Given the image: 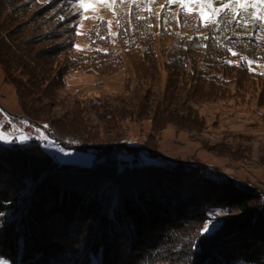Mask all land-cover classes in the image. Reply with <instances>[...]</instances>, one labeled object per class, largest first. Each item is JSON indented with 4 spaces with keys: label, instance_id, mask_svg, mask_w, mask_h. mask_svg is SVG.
Masks as SVG:
<instances>
[{
    "label": "trees",
    "instance_id": "1",
    "mask_svg": "<svg viewBox=\"0 0 264 264\" xmlns=\"http://www.w3.org/2000/svg\"><path fill=\"white\" fill-rule=\"evenodd\" d=\"M35 4L0 0L5 80L16 88L25 117L47 122L57 145L92 149L99 159L91 165L62 163L36 138L0 141V256L15 264H92V256L99 264H264L263 194L210 177L200 161L150 160L160 153L154 134L144 144L152 146L149 155H135L134 163L126 149L140 151L139 146L97 145L98 132L80 118L89 106L111 128L126 117H150L156 132L169 125L201 131L207 125L193 102L253 93L254 82L264 91V31L236 16V5L216 27L202 26L195 8L187 12L195 21L182 22L193 35L176 34L168 44L171 34L161 20L132 15L118 35L136 77L148 84L144 93L130 107L91 100L55 117L57 90L68 72L112 73L124 57L101 25L90 33L92 50L74 53L73 19L54 11L53 3L31 11ZM252 12L247 8L244 16ZM163 55L169 75L163 97L156 99L153 84ZM75 132L79 138L67 137ZM228 209L231 214L213 232L201 235L211 214Z\"/></svg>",
    "mask_w": 264,
    "mask_h": 264
},
{
    "label": "rangeland",
    "instance_id": "2",
    "mask_svg": "<svg viewBox=\"0 0 264 264\" xmlns=\"http://www.w3.org/2000/svg\"><path fill=\"white\" fill-rule=\"evenodd\" d=\"M52 3L56 5L54 11L58 8L65 17L73 19L70 24L74 26L73 35L76 39L74 53L92 50L90 33L94 27L101 25L109 30L113 46L124 57L123 66L112 73L104 74L86 70L68 72L65 75V83L57 90V104L52 109V115L55 117H61L65 112L72 111L77 107L78 102L88 105L91 100H102L109 105L130 107L137 102L140 94L144 93L148 84H143L136 77L134 67L118 35L123 22L131 21L132 17L137 14L146 13L150 17L153 15L155 21L156 19L161 20L167 26L171 36L165 41L170 44L176 34L191 37L193 29L187 25L183 26L182 22L187 20L194 22L196 19V15L189 16L186 9L182 12V6L179 3L169 4L168 0H115V3H94L87 12L83 11L76 0H36L34 9L32 8L31 11L41 10L47 4ZM225 6L234 8L233 5H228V0H214L212 7L220 9ZM190 7L199 9L200 6L193 4ZM248 9L252 8L249 6ZM154 19L151 18L152 21ZM56 22L58 21L56 20ZM55 25L52 24V27ZM78 32L79 34H77ZM165 58L164 55L161 56L160 76L153 84L156 99L163 97L169 75ZM128 82H130L129 88L127 87ZM240 84L248 86L246 83L241 82ZM253 85L255 87L253 93L239 94L241 97L193 102L192 105L205 119L207 125L201 131L190 132L176 125H169L162 131L156 132L153 130L150 117L141 119L126 117L118 120L120 125L116 128H111L109 124L100 120L89 106L87 111L80 116L83 119L81 123L87 129L98 132L95 142L97 145L107 146L125 142L139 146L140 151L126 149V155L134 163L139 161L141 154L142 156L149 155L148 148H152V146L145 148L144 144L154 134V138L151 139L156 141L159 137L160 153L156 156L150 155V160H162L170 163L175 158L184 161H200L207 165L205 173L210 177L218 181L231 179V181L237 182L239 184L237 187L245 193H254L255 195L263 193L262 198H264V103H261L264 102V91H262V84L254 82L251 87ZM0 111H2L0 112V131L13 132L15 130L18 137L23 135L26 138L25 141L33 138L42 141L55 160L77 165H91L93 161L98 160L94 159L96 153L92 149L85 150L58 145L59 148L70 153L65 155L55 145L50 146L48 141L41 139V134H46L50 140H54L57 144V140L49 128L44 127L47 122L36 123L25 119L16 88L5 80V74L1 67ZM185 112L184 110L181 114H185ZM75 136L79 138L80 134L70 133L67 137L76 139ZM82 137H89V134L85 133ZM68 138L66 139L69 141ZM8 139H13V137L9 136ZM7 144H17V142ZM89 144L92 145L91 141ZM135 155H139L138 160L133 159ZM258 190L261 192H256ZM211 216L210 219H213V214ZM227 216L215 217L208 233L213 232ZM0 259L6 260L8 264H15L4 257L0 256ZM91 260L92 264H99L97 257L92 256Z\"/></svg>",
    "mask_w": 264,
    "mask_h": 264
},
{
    "label": "snow or ice",
    "instance_id": "3",
    "mask_svg": "<svg viewBox=\"0 0 264 264\" xmlns=\"http://www.w3.org/2000/svg\"><path fill=\"white\" fill-rule=\"evenodd\" d=\"M76 2L79 3L83 11L87 12L92 8L94 3H115V0H76ZM168 3H179L182 6L181 11L183 12L186 9L188 13L193 12V8L190 7V5H199L200 7L198 9V14L202 22V26L216 27L221 23V21L227 22L226 17L228 16L229 7L225 6L220 9H214L212 7L214 0H168ZM228 5L238 6L235 12L236 16L244 18L245 22H247V20L250 18L254 21L252 26L255 30L264 31V0H228ZM249 6L253 9V12L249 17H245L244 13ZM77 34H79V32ZM204 46L206 47L207 45ZM77 48H79V46H77ZM229 51L233 56L237 55V53L232 51L231 49H229ZM228 63L232 62L228 61ZM44 127L47 128L48 125H45ZM9 136L13 137V139H8ZM15 138V130L13 132L0 131V141H4L5 143H13L15 142ZM40 138L48 141L50 146L55 145L59 149V151L64 152L65 155L70 154L68 152H65L63 148H59L56 142L54 140H50L46 134H41ZM25 139L26 138L23 135L19 137L21 143H24ZM229 214H231L230 209L220 210L213 213V219L217 216H226ZM0 215H3V213L0 212ZM213 219H209L204 224L203 228L201 229V235H204L211 230L210 226L213 224ZM0 264H8V262L6 260L0 259Z\"/></svg>",
    "mask_w": 264,
    "mask_h": 264
},
{
    "label": "crops",
    "instance_id": "4",
    "mask_svg": "<svg viewBox=\"0 0 264 264\" xmlns=\"http://www.w3.org/2000/svg\"><path fill=\"white\" fill-rule=\"evenodd\" d=\"M0 112H2V111H0ZM25 117V116H24ZM25 119H27V120H29L27 117H25ZM16 137H17V139H18V142H20V140H19V137L16 135Z\"/></svg>",
    "mask_w": 264,
    "mask_h": 264
},
{
    "label": "bare ground",
    "instance_id": "5",
    "mask_svg": "<svg viewBox=\"0 0 264 264\" xmlns=\"http://www.w3.org/2000/svg\"><path fill=\"white\" fill-rule=\"evenodd\" d=\"M16 142L18 143V140H15V142H14V143H16ZM98 159H99V158H98ZM256 192H259V193H260L261 191H260V190H258V191H256ZM262 194H263V193H262Z\"/></svg>",
    "mask_w": 264,
    "mask_h": 264
},
{
    "label": "built area",
    "instance_id": "6",
    "mask_svg": "<svg viewBox=\"0 0 264 264\" xmlns=\"http://www.w3.org/2000/svg\"><path fill=\"white\" fill-rule=\"evenodd\" d=\"M15 140H18L17 137L15 138Z\"/></svg>",
    "mask_w": 264,
    "mask_h": 264
}]
</instances>
